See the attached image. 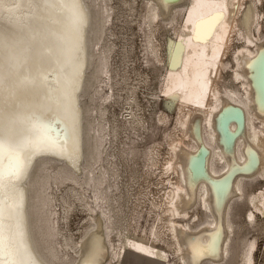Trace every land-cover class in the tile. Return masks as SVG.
I'll return each mask as SVG.
<instances>
[{"label":"bare ground","instance_id":"bare-ground-1","mask_svg":"<svg viewBox=\"0 0 264 264\" xmlns=\"http://www.w3.org/2000/svg\"><path fill=\"white\" fill-rule=\"evenodd\" d=\"M142 1L165 139L138 134L121 168L118 117L96 103L114 33L102 8L127 71L112 94L140 128L149 72L128 68L123 42L138 0H0V146L21 156L0 176V213L16 264H230L237 200L262 232L238 238L234 264L264 261V0ZM52 201L64 252L48 237ZM69 210L84 213L76 237Z\"/></svg>","mask_w":264,"mask_h":264},{"label":"rangeland","instance_id":"rangeland-1","mask_svg":"<svg viewBox=\"0 0 264 264\" xmlns=\"http://www.w3.org/2000/svg\"><path fill=\"white\" fill-rule=\"evenodd\" d=\"M97 2L98 0H93V1H88L91 6ZM105 1V0H103ZM117 4V3H116ZM143 1L138 0V6H136V10L134 13L135 22H131L129 24L130 27H132L130 30H127V32L124 34V41L128 42L131 41V46H132V51L130 53V61L131 64H127L128 68L131 69L133 66L138 70V71H147L149 72V79H147L144 86L140 84L138 88L136 89V98L140 104L143 105V111H144V117H145V122L142 127H137L135 126L132 128L131 126L128 125V123L124 120L123 114H121V106H120V97L118 94L112 92L116 91V87L122 83V76L120 77V74L123 75L127 71L123 72V65L119 61V53L116 52L118 46H119V38H117V33L115 28L114 23H116V17H113L112 15V9H108V13L106 10V7L103 5V15L105 17L104 21V27L109 28L110 30L114 31L110 37V41H113L112 48H110V51L108 53L111 54L110 56V61H104L103 60V79L104 81L98 86V90L96 93V103L98 105H105L108 110L112 113L115 112L116 116L118 117V120L116 121V128H117V135L119 138L115 140L116 144V156H117V161L121 162V168H124L123 165H127L129 162L125 156H130L131 154V149L134 150V148L141 144L140 142L143 140V137H139V135H145L150 144H152V141H154V138L159 137L160 141H164V126L161 125L155 115L157 114L156 112H159L160 104L163 101V98H165L162 94V96H159L161 93L159 91V86L160 84H157V76H153V68L149 66V63H151V58H150V51H148V42L146 41L145 34L146 31L144 30V25L141 23L143 20V13H144V7H143ZM138 7V8H137ZM138 12V13H137ZM138 15V16H137ZM114 18V19H113ZM141 24V25H140ZM121 26L123 29L126 27L125 21L123 23L118 24V26ZM128 27V26H127ZM147 27V26H146ZM106 31V30H105ZM92 53L97 55L98 53V47L94 46L92 49ZM149 57V59H148ZM109 73L110 75H115L117 76L111 80L108 81L107 78H105V73ZM133 73V72H132ZM131 73V74H132ZM133 75V74H132ZM157 81V82H156ZM228 83L229 81L226 80ZM111 83V84H110ZM160 83V82H158ZM115 89V90H114ZM114 90V91H113ZM119 92V91H117ZM156 95H155V94ZM115 95V96H114ZM85 95L83 94L82 100H84ZM119 98V99H118ZM162 98V99H161ZM118 99V100H117ZM147 102V103H146ZM145 106V107H144ZM173 111V110H172ZM155 113V114H154ZM95 114V113H94ZM176 114V113H174ZM98 115V114H97ZM176 115H174L175 117ZM98 118V116H96ZM174 120V119H173ZM138 128V130H137ZM131 129V130H130ZM136 130V131H135ZM123 131V132H122ZM135 131V132H134ZM150 131V132H149ZM139 132V133H138ZM134 133V134H133ZM136 135L138 138H136ZM140 140V142L138 141ZM132 145H135L132 148ZM121 146V147H120ZM162 147H165V144L163 142ZM121 151V152H120ZM121 153V155H120ZM125 155V156H124ZM125 157V160H122ZM146 164H143V168H145ZM121 176H125V174H122ZM49 188L46 187L45 190H48ZM88 194V193H86ZM89 195L93 196V194ZM91 196V198H92ZM103 208H105V204L102 203L100 200L97 201ZM94 200H91L92 204V210L96 211V203ZM98 207V206H97ZM96 209V210H95ZM60 209L55 205V203L51 204V212L47 213L46 210V216L49 221V229L48 230V237L49 239L53 240V245L59 250L60 252H64V248L61 247V244L59 242V237L58 234H56V228H57V223H60L62 225V221L60 220L59 215L60 214ZM106 210V208H105ZM246 210V204L244 203V200H237L233 203L232 208L230 210V217L234 222V232L232 234V239H231V245L233 247L230 250V259L229 262L230 264H234L235 260L238 259L237 254H239L240 250L242 249V246H244L246 239H248L252 233H257L260 232L261 229H255L252 227V224L249 223L247 219L244 218V213ZM89 214V213H88ZM84 213L83 212H78L73 210H69L68 216H67V223L69 222V227L72 229V232L75 233V237L78 235V233L85 227L82 226L83 221L85 219ZM87 216V215H86ZM146 218V215L144 216ZM87 219V218H86ZM246 221H245V220ZM59 220V222H58ZM60 225V226H61ZM79 228V229H78ZM63 231H66V228L63 229ZM262 232V231H261ZM243 236L245 238L242 241H238V238ZM262 241V242H261ZM235 245V246H234ZM258 251L256 252V257H258V260H262L264 256V239L261 238L258 244ZM262 245V246H261ZM260 252V253H259ZM140 264H148L146 260L141 259ZM171 264V262H170ZM260 264H264V261H261Z\"/></svg>","mask_w":264,"mask_h":264},{"label":"snow or ice","instance_id":"snow-or-ice-1","mask_svg":"<svg viewBox=\"0 0 264 264\" xmlns=\"http://www.w3.org/2000/svg\"><path fill=\"white\" fill-rule=\"evenodd\" d=\"M21 160L18 153L9 152L7 156L3 155L2 146H0V176L11 170V166ZM7 237L4 231L2 213H0V264H16L15 255L6 251ZM14 251V250H13Z\"/></svg>","mask_w":264,"mask_h":264}]
</instances>
